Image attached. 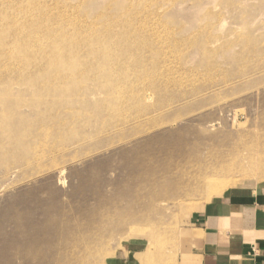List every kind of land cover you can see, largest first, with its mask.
Instances as JSON below:
<instances>
[{"label":"rangeland","instance_id":"rangeland-1","mask_svg":"<svg viewBox=\"0 0 264 264\" xmlns=\"http://www.w3.org/2000/svg\"><path fill=\"white\" fill-rule=\"evenodd\" d=\"M29 1L0 0L52 36L0 56V264H180L264 185V0Z\"/></svg>","mask_w":264,"mask_h":264},{"label":"crops","instance_id":"crops-1","mask_svg":"<svg viewBox=\"0 0 264 264\" xmlns=\"http://www.w3.org/2000/svg\"><path fill=\"white\" fill-rule=\"evenodd\" d=\"M190 224L180 264H264V185L214 199Z\"/></svg>","mask_w":264,"mask_h":264},{"label":"bare ground","instance_id":"bare-ground-1","mask_svg":"<svg viewBox=\"0 0 264 264\" xmlns=\"http://www.w3.org/2000/svg\"><path fill=\"white\" fill-rule=\"evenodd\" d=\"M19 6H14L13 8H18ZM29 6L31 8H36L35 11L38 13L42 12L43 8H41L38 3H35V0H30L28 3L25 4V6L21 7V10ZM6 19L7 18H3V16L0 15V27L5 26L3 30H0V56L4 57L8 62H13L17 58L23 57L28 53L33 54L31 52H34V54L38 53L41 49L42 43H45V41H48L52 38V36L47 35L44 30L39 26H31L28 27V29L21 28L17 30L16 27L12 26L14 23H8V20L6 21ZM23 29L24 31L19 33ZM32 29H34L35 31H33ZM15 33H19L17 36L16 43L12 46L10 51L4 52V46L7 43L8 36L13 35ZM57 38L62 43V40L59 37ZM28 43H30L32 46L28 45ZM62 44L67 45L68 43L64 42ZM56 47H58V45H56ZM26 49H30L31 51L29 52ZM58 66L61 67L60 64H58ZM52 67L55 68L54 65H52Z\"/></svg>","mask_w":264,"mask_h":264}]
</instances>
